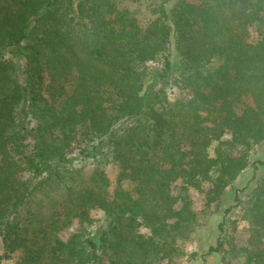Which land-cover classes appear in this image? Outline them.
<instances>
[{
	"label": "trees",
	"instance_id": "trees-1",
	"mask_svg": "<svg viewBox=\"0 0 264 264\" xmlns=\"http://www.w3.org/2000/svg\"><path fill=\"white\" fill-rule=\"evenodd\" d=\"M154 12L141 26L114 0H0V264L29 243L31 264H165L198 225L190 191L208 207L249 167L264 142V0H177ZM183 23L191 47L177 36L175 68L170 38ZM237 56L252 69L242 78ZM81 154L88 178L72 169ZM239 204L236 194L206 254L264 264V178L243 209L240 248L227 219ZM93 210L106 226L71 260L57 234Z\"/></svg>",
	"mask_w": 264,
	"mask_h": 264
},
{
	"label": "rangeland",
	"instance_id": "rangeland-1",
	"mask_svg": "<svg viewBox=\"0 0 264 264\" xmlns=\"http://www.w3.org/2000/svg\"><path fill=\"white\" fill-rule=\"evenodd\" d=\"M118 9L127 10L136 22L141 26H146L149 22L156 18L154 9L159 6H163L169 13L175 6L177 0H114ZM208 21H212L209 18ZM212 24V23H211ZM218 26L213 25V30L216 31ZM249 30V38L254 37V33ZM177 36L187 40V49L191 47L189 34L187 30V24L182 25L178 30L177 35L171 36L170 61L175 68L178 67V52L176 49ZM234 76L242 78L247 72L252 71L251 65L245 58L235 57L234 59ZM176 75V74H175ZM84 73H80V77L83 78ZM172 77L168 79L171 80ZM167 81V82H168ZM174 96L178 95V90L175 88H169ZM81 101L87 100V97H81ZM65 140L72 143L75 137V130L72 128H65L62 130ZM75 143V142H74ZM74 143L72 145H74ZM76 152L78 150H75ZM250 161L249 167L243 170L239 177L229 185L223 192L222 197L217 202L205 206V199L203 194L198 191H190V197L193 201L194 207L198 212V225L193 231L184 234L183 236L176 237V241L172 243L173 252L165 258V264H226L222 261L221 254L207 255V250L210 246H216L217 238L219 237L218 226L223 221L224 211L230 206L235 205V196L239 197L240 204L235 207L228 215V221L235 222V232H230L235 238V245L240 248L246 245L248 232L247 221L243 218V209L248 206V202L253 195L254 188L257 182L264 178V164L255 165L254 161H262L264 163V142L255 146L249 155L247 156ZM72 169L77 172L82 178H88L93 171L92 160L84 158V155H73ZM105 171L113 184L116 181V177L119 173V169L116 165L108 163L104 166ZM238 192V193H237ZM90 221L78 222L74 220L72 225L60 232L58 237L66 244L65 251L71 260L76 259V245L80 243L82 239L86 237L97 236L106 226V219L103 213L99 210H93L89 214ZM129 226H134L136 220L129 218ZM147 232V230H143ZM33 249L35 246L31 243L28 246H20L13 252L9 253L5 262L9 264H31L30 260L33 255ZM5 247L0 238V256L4 257ZM160 261H157L159 264ZM236 264V263H233Z\"/></svg>",
	"mask_w": 264,
	"mask_h": 264
}]
</instances>
